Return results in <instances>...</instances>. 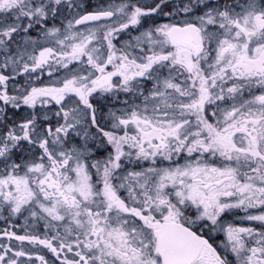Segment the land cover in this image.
I'll list each match as a JSON object with an SVG mask.
<instances>
[{
	"label": "snow or ice",
	"instance_id": "1",
	"mask_svg": "<svg viewBox=\"0 0 264 264\" xmlns=\"http://www.w3.org/2000/svg\"><path fill=\"white\" fill-rule=\"evenodd\" d=\"M0 264H264V0H0Z\"/></svg>",
	"mask_w": 264,
	"mask_h": 264
}]
</instances>
